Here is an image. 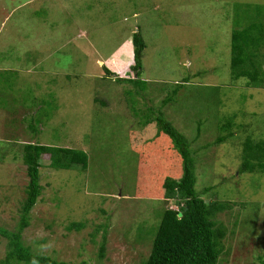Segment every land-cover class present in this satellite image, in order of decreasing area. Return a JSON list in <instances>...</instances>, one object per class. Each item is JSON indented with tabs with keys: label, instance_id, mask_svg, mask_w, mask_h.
Returning <instances> with one entry per match:
<instances>
[{
	"label": "rangeland",
	"instance_id": "374dc122",
	"mask_svg": "<svg viewBox=\"0 0 264 264\" xmlns=\"http://www.w3.org/2000/svg\"><path fill=\"white\" fill-rule=\"evenodd\" d=\"M256 6L264 0H0V227L13 231L19 223L29 183L25 146L73 149L85 153L86 169L76 163L56 171L43 159V193L25 243L69 264L148 258L164 211L179 209L162 198L163 184L183 174L170 138L141 124L153 108L188 141L203 199L231 202L214 218L227 232L220 264H260L264 176L240 170L242 142L264 139L249 124L259 114L264 128V88L253 91L231 75L234 11ZM137 32L147 46L141 88L106 77L98 65ZM121 68L115 61V72ZM130 71L119 75L128 79ZM232 114L246 127L218 145L220 120ZM244 203L261 205L250 227L240 219ZM73 223L85 227L69 230ZM6 252L0 237V262Z\"/></svg>",
	"mask_w": 264,
	"mask_h": 264
},
{
	"label": "trees",
	"instance_id": "16d2710c",
	"mask_svg": "<svg viewBox=\"0 0 264 264\" xmlns=\"http://www.w3.org/2000/svg\"><path fill=\"white\" fill-rule=\"evenodd\" d=\"M36 1V0H35ZM233 30L231 33V75L233 80L245 79L246 88L259 91L264 88V6L249 8L247 13L238 8L234 11L232 18ZM134 48V65L131 67L133 77L124 78L113 73L106 66H102L105 76L116 78L119 82H128L131 85L141 88L145 83L140 80L142 71V57L146 50V44L142 35L137 32L132 36ZM140 86V87H139ZM143 90V89H142ZM178 91L174 93L177 95ZM171 97L165 102H171ZM151 108V107H150ZM243 116V113L239 115ZM238 115H228L219 124L220 137L218 145L224 144L230 138H238L241 129L245 127L236 122ZM249 123L255 130L264 128L261 126L262 116H251ZM142 126L146 130L151 126L158 127V135L165 134L173 144L178 158L182 161L183 174L180 179L168 177L164 184L162 198L167 202L177 201L179 209H167L164 211L158 233L155 237L150 256L136 264H220L222 256V245L226 240V231L223 227L217 229L215 217L221 210L228 208L229 201L206 202L203 194L196 189L197 175L195 162L190 150V145L186 138L166 120L164 114L150 110V114L142 121ZM256 126V127H255ZM240 134H239V133ZM229 140V141H230ZM49 157L51 169L70 170L76 163L82 164L83 169L88 166L85 153L37 144L25 146L23 151V163L27 168L29 183L26 188V198L20 209L19 223L13 231L0 227V237L7 241V252L4 260L0 264H69L60 262L49 256L42 255L34 251L24 241V232L31 226V213L36 207L43 193L41 185L40 170L43 159ZM241 160L243 164L240 174H250L251 179L264 176V139L260 141L247 137L242 142ZM255 175V176H254ZM260 185H263L260 183ZM208 189L206 192H210ZM250 205V207L248 206ZM252 206V207H251ZM254 208V214H250ZM242 210V213L239 210ZM240 212L243 226L250 227L248 223H258L261 205L255 203H244ZM243 210H246L243 214ZM103 213H105L103 211ZM182 214V217H179ZM243 215L245 217L243 218ZM110 220V219H108ZM85 227L83 223H73L69 230H81ZM103 230L102 243L100 244L99 260L106 259L108 227H98ZM254 232V231H253ZM93 236V235H92ZM95 239L96 236H93ZM257 255V253H256ZM256 261L264 264V256H255Z\"/></svg>",
	"mask_w": 264,
	"mask_h": 264
},
{
	"label": "crops",
	"instance_id": "0c3cea01",
	"mask_svg": "<svg viewBox=\"0 0 264 264\" xmlns=\"http://www.w3.org/2000/svg\"><path fill=\"white\" fill-rule=\"evenodd\" d=\"M128 46V51L127 52H121L124 46ZM41 49V47H39ZM44 49V47H42ZM39 49V50H40ZM43 56L44 57H48L51 56L53 53H47L46 51L42 50ZM126 53V54H124ZM115 61H117V63H121V69L120 72H122V70L124 69L125 72H128L131 70V63L134 61V51H133V43L132 40H125L123 41L119 47L115 50V52L109 54V56H107L104 60H99L98 61V65L103 64V66H106L108 69H110L113 73L115 74H120L119 71H116L117 69H115ZM100 66V65H99ZM131 72V71H130ZM120 77H123V75H119Z\"/></svg>",
	"mask_w": 264,
	"mask_h": 264
},
{
	"label": "water",
	"instance_id": "95a60500",
	"mask_svg": "<svg viewBox=\"0 0 264 264\" xmlns=\"http://www.w3.org/2000/svg\"><path fill=\"white\" fill-rule=\"evenodd\" d=\"M179 217H182V214H179Z\"/></svg>",
	"mask_w": 264,
	"mask_h": 264
}]
</instances>
